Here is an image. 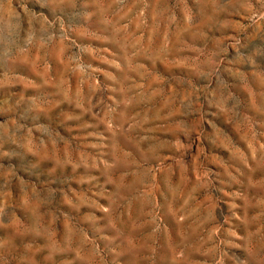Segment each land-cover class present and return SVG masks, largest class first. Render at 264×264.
Wrapping results in <instances>:
<instances>
[{
	"label": "rangeland",
	"instance_id": "obj_1",
	"mask_svg": "<svg viewBox=\"0 0 264 264\" xmlns=\"http://www.w3.org/2000/svg\"><path fill=\"white\" fill-rule=\"evenodd\" d=\"M0 264H264V0H0Z\"/></svg>",
	"mask_w": 264,
	"mask_h": 264
}]
</instances>
